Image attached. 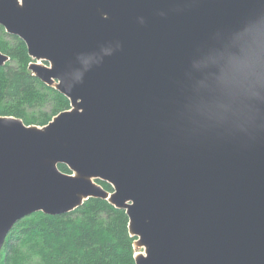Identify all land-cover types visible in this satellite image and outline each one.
Here are the masks:
<instances>
[{"label":"water","instance_id":"95a60500","mask_svg":"<svg viewBox=\"0 0 264 264\" xmlns=\"http://www.w3.org/2000/svg\"><path fill=\"white\" fill-rule=\"evenodd\" d=\"M0 26L70 101L0 115V252L22 218L102 198L135 264H264V0H0Z\"/></svg>","mask_w":264,"mask_h":264},{"label":"trees","instance_id":"16d2710c","mask_svg":"<svg viewBox=\"0 0 264 264\" xmlns=\"http://www.w3.org/2000/svg\"><path fill=\"white\" fill-rule=\"evenodd\" d=\"M0 51L9 61L0 66V115L25 124L46 125L70 101L28 69L33 60L25 43L0 26ZM59 168L71 173L67 166ZM107 191L110 184L98 180ZM126 211L106 199L89 198L75 210L59 215L32 213L8 233L0 264H135L134 242Z\"/></svg>","mask_w":264,"mask_h":264},{"label":"rangeland","instance_id":"374dc122","mask_svg":"<svg viewBox=\"0 0 264 264\" xmlns=\"http://www.w3.org/2000/svg\"><path fill=\"white\" fill-rule=\"evenodd\" d=\"M41 63H44V62H41ZM44 64H45V63H44ZM136 250H137V251H143V249H136ZM137 251H136V252H137Z\"/></svg>","mask_w":264,"mask_h":264}]
</instances>
